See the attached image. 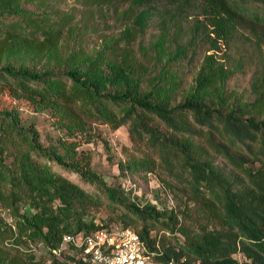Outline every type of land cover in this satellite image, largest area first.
I'll use <instances>...</instances> for the list:
<instances>
[{
  "label": "trees",
  "instance_id": "obj_1",
  "mask_svg": "<svg viewBox=\"0 0 264 264\" xmlns=\"http://www.w3.org/2000/svg\"><path fill=\"white\" fill-rule=\"evenodd\" d=\"M158 3L167 5L162 10ZM45 6L44 0H0V98L8 89L36 110H49L64 132L45 145L35 122L0 108V264H88L73 243L59 254L54 250L66 235L115 226L91 216L102 206L111 209L117 226L141 236L156 262L264 264V76L255 79L254 99L243 100L228 89L235 70L217 54L244 31L258 47L264 43V0H131L116 12L124 29L93 52L65 43L74 27ZM189 12L198 17L184 28L179 22ZM153 23L159 32L144 45ZM139 38L137 54L132 43ZM205 44L213 52L205 54L186 90L179 62ZM91 118L113 129L128 125L131 138L157 155L120 161V174L144 171L180 180L181 196L165 179L175 207L143 203L131 196L133 189L105 182L91 155L79 150L83 140L94 139ZM210 152L242 169L247 180L216 164ZM55 165L98 184L102 194ZM159 227L175 237L178 249L152 236ZM34 244L49 258H37Z\"/></svg>",
  "mask_w": 264,
  "mask_h": 264
},
{
  "label": "rangeland",
  "instance_id": "obj_2",
  "mask_svg": "<svg viewBox=\"0 0 264 264\" xmlns=\"http://www.w3.org/2000/svg\"><path fill=\"white\" fill-rule=\"evenodd\" d=\"M44 5L49 10L54 11V15L62 19L65 18L63 22L67 23L68 27H74L71 33V40L66 38L65 43H76L82 45L87 51L93 52L104 44L105 39L117 37L124 29V24L117 19L116 12L117 10L120 12L127 9L131 5V0H110L101 3H95L93 0H44ZM157 5L163 10L165 8L164 5H167V3H158ZM25 6L34 8L32 4ZM196 17H198L196 12H189L179 23L182 27L188 28L195 22ZM199 18L201 17L199 16ZM158 32L157 23H153L147 34L143 37V44L148 45L152 39H155ZM139 41L140 38L132 43V47L137 54L140 51ZM208 49L209 44L200 45L179 62L180 73L184 79L183 86L186 87V90L194 82L205 54L213 52V50L208 51ZM217 54L218 59L227 63L229 67L235 70L228 80L229 91L243 100H253L257 95L253 86L255 79L264 76V43L258 47L252 33L244 31L231 40L229 44H224L222 50L218 51ZM142 61L145 60L142 59ZM0 108L16 109L24 121L27 123L35 122L45 145L55 142L64 133L58 128L55 118L49 110H36L29 100L15 97L8 89L1 95ZM87 122L88 127H92L91 129L95 133V136L91 142L83 140L79 150H83L91 155L94 170L103 177L107 184L118 186L119 183H122V186L127 190L133 189L131 196H139L140 201L143 203L146 200H150L158 204L160 208H163L164 205L171 208L175 207L177 200L175 201L173 192L165 186V181L167 180L169 183H172L178 195L181 196V185L183 186V183L180 180L144 171L127 173L126 176L120 174V161H127L136 157L140 158L147 153L155 158L157 157L144 142L131 138L128 125L113 129L111 125L102 123L100 120L91 118L87 119ZM154 122L167 131L168 128L162 121L155 119ZM79 138H82V136H79ZM210 157L216 164L224 167L227 172L232 171L247 180L245 172L242 169L229 165L222 155L210 152ZM54 169L81 184L87 190L102 194L98 184L85 182L77 173L58 165H55ZM157 195H159L158 199ZM183 197L185 200L186 196L184 195ZM111 213V209L102 206L93 211L91 216L98 223L109 222V224L117 225L116 221L111 220ZM2 216L6 220L13 222L11 216L6 212L3 211ZM151 234L152 236H157L158 239L164 238L166 243L174 245L176 249L179 248L177 240H175V237L170 232L161 230L159 227L152 230ZM177 237L180 242H183L184 237L181 234L178 233ZM33 246L37 258H49L47 250L41 244H34ZM235 256L239 261L245 259L241 253Z\"/></svg>",
  "mask_w": 264,
  "mask_h": 264
},
{
  "label": "built area",
  "instance_id": "obj_3",
  "mask_svg": "<svg viewBox=\"0 0 264 264\" xmlns=\"http://www.w3.org/2000/svg\"><path fill=\"white\" fill-rule=\"evenodd\" d=\"M73 243L87 256L88 264H176L174 260L159 263L153 260L141 236L130 227L100 228L88 235H66L62 247Z\"/></svg>",
  "mask_w": 264,
  "mask_h": 264
}]
</instances>
